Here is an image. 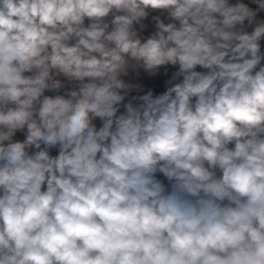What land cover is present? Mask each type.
I'll use <instances>...</instances> for the list:
<instances>
[{"label":"clouds","instance_id":"clouds-1","mask_svg":"<svg viewBox=\"0 0 264 264\" xmlns=\"http://www.w3.org/2000/svg\"><path fill=\"white\" fill-rule=\"evenodd\" d=\"M0 264H264V0H0Z\"/></svg>","mask_w":264,"mask_h":264},{"label":"rangeland","instance_id":"rangeland-1","mask_svg":"<svg viewBox=\"0 0 264 264\" xmlns=\"http://www.w3.org/2000/svg\"><path fill=\"white\" fill-rule=\"evenodd\" d=\"M161 80H162V77L160 78H157V79H154V80H148V79H145V83L146 84H149L150 86H153V87H158L161 85Z\"/></svg>","mask_w":264,"mask_h":264},{"label":"built area","instance_id":"built-area-1","mask_svg":"<svg viewBox=\"0 0 264 264\" xmlns=\"http://www.w3.org/2000/svg\"><path fill=\"white\" fill-rule=\"evenodd\" d=\"M162 81H163V79H162ZM155 88H156L157 91L163 90V83L161 82V85L158 86V87H155Z\"/></svg>","mask_w":264,"mask_h":264},{"label":"crops","instance_id":"crops-1","mask_svg":"<svg viewBox=\"0 0 264 264\" xmlns=\"http://www.w3.org/2000/svg\"><path fill=\"white\" fill-rule=\"evenodd\" d=\"M162 79H163V77H162ZM161 82H162V80H161Z\"/></svg>","mask_w":264,"mask_h":264}]
</instances>
